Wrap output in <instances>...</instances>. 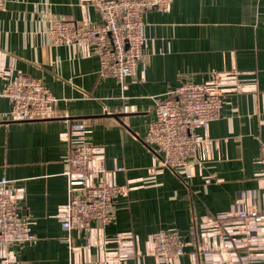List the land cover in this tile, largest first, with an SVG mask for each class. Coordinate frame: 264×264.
I'll use <instances>...</instances> for the list:
<instances>
[{
    "label": "crops",
    "instance_id": "1",
    "mask_svg": "<svg viewBox=\"0 0 264 264\" xmlns=\"http://www.w3.org/2000/svg\"><path fill=\"white\" fill-rule=\"evenodd\" d=\"M51 15L99 20L87 0H4L0 8V68L39 79L58 99L53 118L13 121L0 94V178L17 189L19 212L35 235L9 244L0 264H100L118 247V235L130 236L123 245L132 256L113 253L108 264H153L150 235L171 228L188 242L176 264H216L223 238L211 222L233 224L238 209L264 207V0H171L165 11H146L143 59L123 82L99 75L93 51L50 44ZM225 72L237 76L240 89L224 95L217 119L196 129L215 142L199 148L190 177L163 167L144 141L153 98ZM5 83L0 76V93ZM74 120L86 122L107 179L129 187L115 199L114 221L91 222L88 231L64 229L56 216L68 199L63 171ZM227 250L224 256L235 258L246 249ZM254 252H264L263 237Z\"/></svg>",
    "mask_w": 264,
    "mask_h": 264
},
{
    "label": "built area",
    "instance_id": "2",
    "mask_svg": "<svg viewBox=\"0 0 264 264\" xmlns=\"http://www.w3.org/2000/svg\"><path fill=\"white\" fill-rule=\"evenodd\" d=\"M87 1L96 8L99 20L92 23L87 18L51 15L48 18V40L53 45L78 48L82 54L93 51L99 59V75L123 82L126 77L135 75L137 65L143 59V14L149 10H167L171 0ZM3 4L4 0H0V8ZM0 76L6 79L0 94L11 103L8 119L26 121L58 115V99L39 79L23 73L10 76L2 68ZM210 76L202 83H181L165 96L153 98L155 118L148 125L144 141L155 146L163 167L174 173L184 172L186 177L191 175L188 169L199 148L215 142L196 129L204 128L209 121L217 119L224 95L240 89L235 74L211 73ZM87 131L85 121H69L71 145L63 171L67 178L68 199L56 214L61 226L67 230L88 231L91 222L99 227L112 223L116 212L115 199L126 195L129 189L127 185L107 179L100 151L88 140ZM258 161L263 165L261 176L264 179V141L260 144ZM20 201L21 196L11 181L1 177L0 257L4 262L9 259L6 256L9 244H22L35 238L30 230L31 220L19 212ZM233 215L236 217L233 224L226 220L211 222V227L221 229L223 238L216 264H264V252H254L258 238L264 239V207L262 210L241 208ZM129 238L128 235H118V247L115 251L106 252L100 264L110 263L113 253L128 251L124 254L132 256L131 249L123 245ZM150 239L153 264H176L188 243L187 238L173 228L154 231ZM86 241L98 244L97 237L87 236ZM228 248L246 250L235 258H226L224 251Z\"/></svg>",
    "mask_w": 264,
    "mask_h": 264
}]
</instances>
